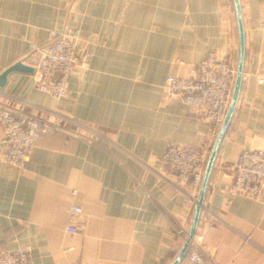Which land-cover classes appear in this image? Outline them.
Masks as SVG:
<instances>
[{
  "label": "crops",
  "instance_id": "crops-1",
  "mask_svg": "<svg viewBox=\"0 0 264 264\" xmlns=\"http://www.w3.org/2000/svg\"><path fill=\"white\" fill-rule=\"evenodd\" d=\"M240 1L241 91L179 264H194L193 250L212 264H264V183L258 198L231 189L241 153L264 147V0ZM67 27L80 28L90 54L63 97L41 91L26 72L11 73L0 88V100L19 109L85 125L78 135L65 121V132L40 136L22 167L4 158L0 126V251L29 244L37 264H171L201 186H177L161 156L180 143L207 162L218 132L204 109L187 111L163 87L169 74H192L209 50L238 61L233 0H0V73ZM73 206L82 210L69 232Z\"/></svg>",
  "mask_w": 264,
  "mask_h": 264
},
{
  "label": "built area",
  "instance_id": "built-area-1",
  "mask_svg": "<svg viewBox=\"0 0 264 264\" xmlns=\"http://www.w3.org/2000/svg\"><path fill=\"white\" fill-rule=\"evenodd\" d=\"M50 33L51 41L44 46L33 44L26 61L35 66L37 87L59 99L66 94L74 69L88 58L90 52L80 43L79 27H67L60 32L51 30ZM236 71L235 62L221 58L216 51L209 50L194 66L192 74L167 76L163 87L164 97L179 99L189 112L204 109L205 118L216 134L228 110ZM52 115L53 118L37 116L0 100V126L7 146L4 158L10 165L22 167L36 139L48 132H65L68 129L64 126L65 121L74 125L71 129L73 134L80 135L79 128L85 126L64 114L52 112ZM161 161L163 170L174 178L177 186L192 185L200 188L206 164L202 151L184 144L170 143L161 156ZM233 170L232 191L258 198L264 183V148L244 150ZM81 210L80 206L71 208L66 228L69 232L78 230L73 217ZM178 231L184 235L183 229ZM31 250L29 244L13 250H1L0 264H37L32 261ZM189 259L194 264H212L197 250L190 252Z\"/></svg>",
  "mask_w": 264,
  "mask_h": 264
},
{
  "label": "water",
  "instance_id": "water-1",
  "mask_svg": "<svg viewBox=\"0 0 264 264\" xmlns=\"http://www.w3.org/2000/svg\"><path fill=\"white\" fill-rule=\"evenodd\" d=\"M235 11H236V17H237V25H238V32H239V57L237 61V71H236V77L235 82L233 86L232 96L231 100L228 106L227 113L225 115V118L223 120L222 125L220 126V129L217 133L215 142L212 146L210 155L208 157V160L206 162L205 166V172L203 176V181L201 184L200 194L196 202L194 216L192 220L191 227L189 229L188 235L186 237L185 243L183 244L180 252L176 256V258L173 260L171 264H179L181 260L186 256L190 243L195 236L197 225L199 222L200 214L203 209V202L205 198V193L208 187L210 175L212 172V168L215 162V158L219 149V145L226 133V130L231 122V119L233 117V114L235 112L237 102L239 99L240 91H241V83L243 79V72H244V62H245V54H246V37H245V27H244V20H243V12L241 7V1L240 0H233ZM28 56V55H27ZM27 56L23 57L22 59L14 62L10 66H8L5 70H3L0 73V88H3L8 80V77L13 72H26V73H35V66L28 63L26 61Z\"/></svg>",
  "mask_w": 264,
  "mask_h": 264
},
{
  "label": "rangeland",
  "instance_id": "rangeland-1",
  "mask_svg": "<svg viewBox=\"0 0 264 264\" xmlns=\"http://www.w3.org/2000/svg\"><path fill=\"white\" fill-rule=\"evenodd\" d=\"M235 64L237 65V62ZM256 148H264V147H256Z\"/></svg>",
  "mask_w": 264,
  "mask_h": 264
}]
</instances>
